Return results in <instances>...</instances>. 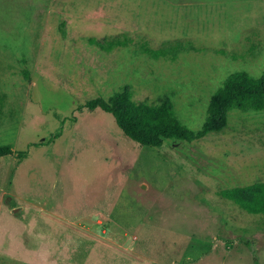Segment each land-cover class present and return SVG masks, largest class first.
<instances>
[{
  "label": "rangeland",
  "instance_id": "rangeland-1",
  "mask_svg": "<svg viewBox=\"0 0 264 264\" xmlns=\"http://www.w3.org/2000/svg\"><path fill=\"white\" fill-rule=\"evenodd\" d=\"M186 40L207 50L139 51ZM238 71L264 73V0H0V264H264L261 216L220 195L264 182V110L152 148L81 107L127 89L198 130Z\"/></svg>",
  "mask_w": 264,
  "mask_h": 264
},
{
  "label": "trees",
  "instance_id": "trees-1",
  "mask_svg": "<svg viewBox=\"0 0 264 264\" xmlns=\"http://www.w3.org/2000/svg\"><path fill=\"white\" fill-rule=\"evenodd\" d=\"M65 22L60 29L64 33ZM88 42L101 50L111 53L117 48L127 47L132 39L127 35L104 39L89 38ZM206 48L197 47L192 40L166 41L160 47L153 48L142 42L139 51L153 59L165 58L176 60L181 53L202 52ZM217 54L226 55L223 50H215ZM233 59L237 56L232 55ZM28 77V74H27ZM5 96H0V117L3 114ZM89 110L101 109L113 116L117 126L130 140L141 146L158 148L165 139H178L187 142L199 140L212 132L225 129L228 113L232 110H264V73L258 77L246 71L230 74L215 92L210 101L206 118L200 129L193 130L184 125L176 116L172 105L168 102L147 105L133 100L129 90L117 91L108 98L96 97L81 106ZM13 153L9 144H0V158ZM27 150L17 152L20 158L27 155ZM248 193V196L244 194ZM220 195L249 214L260 215L264 225V182H257L244 188L234 187L220 191Z\"/></svg>",
  "mask_w": 264,
  "mask_h": 264
},
{
  "label": "crops",
  "instance_id": "crops-1",
  "mask_svg": "<svg viewBox=\"0 0 264 264\" xmlns=\"http://www.w3.org/2000/svg\"><path fill=\"white\" fill-rule=\"evenodd\" d=\"M254 24H255V25H259V26H260V25H263L262 21L255 22Z\"/></svg>",
  "mask_w": 264,
  "mask_h": 264
}]
</instances>
